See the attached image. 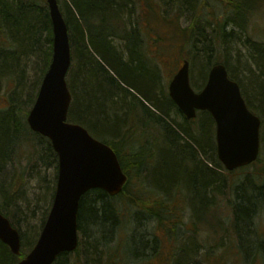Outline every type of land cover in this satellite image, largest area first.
<instances>
[{
    "label": "trees",
    "instance_id": "1",
    "mask_svg": "<svg viewBox=\"0 0 264 264\" xmlns=\"http://www.w3.org/2000/svg\"><path fill=\"white\" fill-rule=\"evenodd\" d=\"M57 1L67 23L72 52L66 76L72 95L68 121L84 126L94 137L108 144L127 175L122 191L115 196L102 189H92L82 195L77 220L78 231L84 239L74 252L79 251L84 243L87 264H98L101 257L105 260L104 264H112L114 256L125 252L120 241L126 237L124 230L128 218L133 216L142 223L141 218L148 217L164 229L167 237L171 236L170 232L175 237L177 227L183 224L175 222V219L180 218L179 214L186 206L194 226L201 216L218 222L233 218V225L237 227L239 224L241 227L236 255L243 257L248 264H254L264 240L254 241L249 224L253 210L264 200V182L253 185L246 178L240 185H234L231 175L247 166L227 171L217 159L215 123L210 113L198 111L194 119H187L169 98L167 89L160 88V57L163 49L159 44L160 37L153 32L150 22L159 17L170 23L178 43L174 61L185 58L191 63L201 53L199 75L202 76L203 70L214 63L227 65V60L220 61L213 56L217 46L221 48L225 44L227 49L229 43H238L245 47L247 54L243 64L250 75L247 79L249 93L234 73L228 70V74L239 84L248 107L261 117L263 127L261 125L260 135L263 144L264 37L256 38L247 32V24L264 18V0ZM170 10L173 12L170 14L172 17L169 15ZM185 11L193 15L195 11L194 16L206 21L210 31L205 30L206 25L201 26L197 33L194 27L185 28L182 25ZM109 19L116 21L113 25L117 27L115 31L102 30L100 27ZM49 24L46 0H0V36L4 35L0 39L1 46H7L12 35L19 42V55L36 56L39 61L41 59V66H46L50 60V48H42V41L47 43L51 35ZM199 38L203 40L202 48H197ZM185 43L189 44L190 49L187 56L181 55L180 51ZM17 53L10 54L13 63L8 64L6 70L15 72L21 81L24 69L14 60ZM45 66L40 69L43 71ZM252 99L258 102L260 111L252 107ZM28 100L30 104L25 110L21 107L16 109L14 102L0 108V174L12 159V150L22 135L32 136L36 145L40 146L41 165L46 168L53 165L57 172V155L50 141L33 132L27 124L26 117L35 98ZM143 117L148 120L143 121ZM123 124H126L127 133L124 138L116 140L115 136ZM153 128L159 131L157 136L150 132ZM258 171V175L264 179V166ZM42 177L45 180V176ZM54 185L55 180L53 188ZM229 189L235 191L238 203L229 198ZM247 191L250 195H247ZM203 200L210 205L213 202L218 206L217 210L211 212L209 205L201 203ZM5 203H0V212L10 219L14 227L20 228L21 250L16 256L0 241V264H16L35 244L48 210L45 217L42 215L36 223H32L30 218H35L34 209L30 210V218L26 214L23 218L15 215L13 206ZM198 203L201 205L198 206ZM231 211L234 212L233 216ZM220 227L224 228L221 223ZM197 229L196 226L195 232ZM145 236L148 235L141 233L145 239L139 242L137 239L134 242L133 234L128 236L132 250L138 254L150 248L153 250L152 241ZM114 237L117 243L105 250L109 244L107 241ZM154 239L157 243L160 241ZM142 243L143 247L139 249L137 246ZM172 250L171 264H190L194 255L201 258L195 249L193 252L187 246L180 247L177 244ZM157 251L142 264H150L151 259L159 257ZM206 252L209 255L213 253L211 249ZM71 253L59 254L52 264H84L80 256L74 262H68ZM221 256L219 254L217 258ZM123 259L121 264L130 263L127 262V256Z\"/></svg>",
    "mask_w": 264,
    "mask_h": 264
},
{
    "label": "water",
    "instance_id": "2",
    "mask_svg": "<svg viewBox=\"0 0 264 264\" xmlns=\"http://www.w3.org/2000/svg\"><path fill=\"white\" fill-rule=\"evenodd\" d=\"M52 23L53 54L26 120L30 129L47 137L58 158L56 189L36 243L16 264H52L78 245V209L84 193L102 189L117 195L127 182L114 150L78 123L67 121L71 93L66 74L71 63L68 28L57 0H46ZM168 94L190 119L208 111L215 122L217 157L228 171L254 162L260 148V118L246 105L240 87L222 63L211 66L203 88L190 85L184 59L168 84ZM0 241L19 255L20 237L0 212Z\"/></svg>",
    "mask_w": 264,
    "mask_h": 264
},
{
    "label": "rangeland",
    "instance_id": "3",
    "mask_svg": "<svg viewBox=\"0 0 264 264\" xmlns=\"http://www.w3.org/2000/svg\"><path fill=\"white\" fill-rule=\"evenodd\" d=\"M153 3L156 4L157 2ZM158 5H160V3H158ZM193 12L194 15H196L195 11ZM172 13V10H170L169 15H172ZM183 14H185V16L183 18L182 25L185 26V28L194 27L197 33V31L200 30L201 26L206 25L205 30L207 32L210 31V25L206 24V21H201L200 18H196V16H194L193 13H190V11H185ZM161 21L164 22V20L158 17L157 19L151 21L150 24L153 32L159 35V44L163 49L162 55L160 57V61L162 63L160 88L167 89L168 82L179 67L181 59L179 58L177 62L174 61L177 55L176 48L178 46V43L176 42L177 37L175 36L176 33L173 32L169 22L165 21L163 23ZM247 27V32L252 34L254 37H264L263 17L255 19L253 24H247ZM3 36L4 35H1L0 39H3ZM242 37H244V35ZM199 41L200 44H198L197 48H202L201 43H203V40L199 38ZM42 46V48L48 49L49 44L42 41ZM215 49L216 51L213 56L215 58L218 57L220 61L227 60V70H229V72H231L232 74H235V76L243 83L244 87L246 86V90L249 93V84L247 85V79L250 75H248V73L245 71L243 64V62L245 61V55L247 54L245 47L238 43H229V48L227 49L225 44L221 48L217 46ZM180 51L181 55L187 56L188 52L190 51L189 44L185 43V46ZM15 52L18 53L15 54L14 60H16V63H19V65H22L24 71L21 74L22 76H20L21 81L18 80L15 72L7 74L0 73V108L6 106L8 107L11 103L14 102L13 104L16 109H19V107H21L25 110L29 107L30 104V100L28 99H33L36 97L35 94H37L38 91L37 87L41 83V79L43 77L42 70L40 68H43L45 65L43 64L41 66V59L39 61V58L36 56L19 55L18 50H16ZM200 55L201 53L199 52V54L190 63V80L191 85H193L195 89L199 86L202 87L205 79L207 78L209 68L211 67L210 66L206 70H203V76L199 75ZM11 57L12 55L5 56L0 52V64L2 65L3 71L6 70L8 64L10 65L11 63H13V59ZM2 69H0V71ZM252 102V107H255L257 111H260V108H258V102H256L255 99H252ZM142 119L143 121L148 120L146 117H143ZM148 124L150 125V123ZM136 125L137 128H139L137 122ZM150 132L153 135L157 136L159 131L153 128L150 130ZM35 141L36 140L30 135H28V137L26 135L25 137L24 135H22L18 144L15 145L12 150V159L0 174V203H9L11 206H13L12 209L15 211V215L21 216L23 218L25 217V214L26 217L30 218L32 216L30 210L34 209L33 213L35 215V218H30V221L32 223H36L37 219L42 216L44 209L47 207L50 208L49 206H51V194L54 184V177L56 174L53 165H49L47 168L41 165V149L40 146L36 145ZM262 147V151L260 150L259 154V160H257L247 168L236 171L231 175V182L234 185H240L241 181H246V178L249 179L253 185L262 184L264 182L263 177L258 175V170L264 166V142L262 144ZM43 175L45 176V180L42 177ZM229 190V198H231L232 201H235L237 199L235 191L233 189ZM247 195H250L249 191H247ZM217 198L220 199L219 195L217 196ZM179 215L185 224L183 223L182 225H179L177 227V235L175 237L173 235V232H170L169 234L171 236L167 237V233H165L164 229L156 224L154 220L148 217H142V223L138 222L137 218L134 219L133 216H131L132 218L130 219L128 218L124 230L126 232V237L121 238L120 241L123 249H125V252L123 253V255L122 253H120L114 256L112 264H121L124 260V257L128 256V254L132 255L131 249H133V247L128 236H131L133 234V236L135 237L134 242H136V239L139 242L141 239H145L141 237V233H146L148 236L145 237L150 241L154 237L157 239L159 238L160 240V243L158 242L159 247H157L158 251L156 250L159 257L156 256L154 257V260L151 259L150 264H171V257L174 250H172V247L177 244L180 247L187 246V248H191L193 252L195 249L196 254L201 257L198 258L194 255L191 259L190 264H206L214 260H216V262H212L210 264H248V262L243 259V257H239V255H236L238 254V251H235L238 240L235 236L236 233H238L240 236L241 227H239V224L237 225V227L233 225V218L226 219L225 221L223 220L222 222H218L215 220L214 226L209 225L207 222H205V219V221L199 224V229L195 232V226L190 221L189 208L184 207ZM231 216H233V212L231 213ZM220 223L224 228L220 227ZM131 227H133L132 232ZM168 227H170L171 229V224H169ZM212 227L214 230L212 229ZM249 227L251 233L253 234L255 242L257 239H264V232L262 234V230H264V200L253 210ZM256 232H258V234ZM82 238V234L79 233L80 241L82 240ZM116 239L117 238L114 237L113 239L111 238L109 241H107L109 243L107 244V246H111L117 243ZM141 246L143 247V243L142 245L140 244V246L137 247L140 249L142 248ZM83 247L85 248V244L83 245ZM208 249L212 250L213 256L212 254L209 255L206 252V250ZM82 250L84 249L80 248L79 253H81V259L83 256ZM153 253L155 252H153V250L150 248L144 253H139L137 259L134 262H131V260H127V262L130 261L129 264H142V262L148 260L150 255H152ZM205 253L206 256H203V254ZM219 254L223 255V257L221 256L217 258V255ZM70 256V262H73L77 258V256H74V252L71 253ZM256 256L257 258L254 261V264H264V245L259 246V254H257ZM224 257L226 259L225 261H222ZM196 259L199 260V262H196ZM104 263L105 260L101 257L98 264Z\"/></svg>",
    "mask_w": 264,
    "mask_h": 264
},
{
    "label": "bare ground",
    "instance_id": "4",
    "mask_svg": "<svg viewBox=\"0 0 264 264\" xmlns=\"http://www.w3.org/2000/svg\"><path fill=\"white\" fill-rule=\"evenodd\" d=\"M47 4V3H46ZM48 13H49V9H48ZM62 13V12H61ZM62 16H63V14H62ZM49 18H50V14H49ZM63 18H64V16H63ZM64 20H65V18H64ZM116 21H114V19H109V21H105L100 27H101V29L102 30H110V31H115L114 29L115 28H117L116 26H113L114 25V23H115ZM65 23H66V21H65ZM66 25H67V23H66ZM49 26H50V28H51V35L49 36V38L47 39V43L49 44V47H48V58H50V60L48 59V62H47V64H46V66H45V68H44V70L42 71V75L47 71V69H48V67H49V64H50V62H51V58H52V54H53V31H52V23H51V18H50V24H49ZM7 27V26H6ZM123 27V26H122ZM68 28V27H67ZM119 29H122V28H120L119 27ZM132 29H135V27H132ZM68 36H69V34H68ZM69 43H70V40H69ZM20 49V45H19V42L17 41V39H15V37H12V35L10 36V38H9V44H7V46L5 45V46H1V44H0V52L3 54V55H5V56H9L11 53H13V52H15L16 50H19ZM72 52H71V47H70V54H71ZM12 71H7V70H5V71H0V73L1 74H7V73H11ZM70 104H71V102H70ZM69 107H70V105H69ZM68 111H69V109H68ZM130 113V112H129ZM129 113H128V115H129ZM127 115V116H128ZM67 121H68V115H67ZM124 125V124H123ZM123 125H121V126H123ZM126 125V124H125ZM124 125V127H121L120 126V128H119V130H118V132H117V135L115 136L116 138V140L117 139H122V138H124L125 136V133H127V131H126V126ZM94 138H96V137H94ZM96 139H98V138H96ZM99 140V139H98ZM161 152H162V150H161ZM216 156H217V153H216ZM217 159H218V157H217ZM219 160V159H218ZM220 161V160H219ZM221 163V162H220ZM222 164V163H221ZM141 167L140 168H142V165H140ZM214 167V166H213ZM212 167V168H213ZM213 169H215V170H217V168L215 167V168H213ZM58 172V171H57ZM56 172V174H55V177H54V180H55V185H54V188H52V194H51V196H52V199H53V196H54V193H55V189H56V182H57V173ZM134 172H136V169H134ZM235 202L236 203H238V200H235ZM202 204H205V205H209V207H210V211L211 212H215L216 210H217V208H218V206L217 205H214L213 204V202H211V205H210V203L208 202V201H204L203 200V202H201ZM199 205H201V204H199L198 203V206ZM186 207V206H185ZM234 207H235V205H234ZM48 210V212H47V214L46 215H48V213H49V208L47 207V208H45L44 209V211H43V213H42V215H43V217H45L46 215H45V213H46V211ZM233 210H234V208H233ZM210 211H208L207 210V212H210ZM210 212V213H211ZM233 212V211H232ZM231 212V213H232ZM212 214V213H211ZM233 214H234V212H233ZM197 215V214H196ZM208 216V215H207ZM6 217V216H5ZM9 221H10V219L8 218V217H6ZM46 218H47V216H46ZM46 218H45V220H46ZM193 219H195L196 220V218H195V216L193 215ZM205 219H206V221H205ZM22 220V219H21ZM21 220H20V222H21ZM199 221H197V223H196V221H195V227L197 226V228L199 229V224L200 223H202L203 221H205V222H207L208 224H210V222H211V225L212 226H214L215 225V220H211V219H207L206 217H204V216H201V217H199V219H198ZM211 220V221H210ZM191 221V220H190ZM45 222V221H44ZM175 222H178V223H184L183 221H182V219L181 218H177V219H175ZM10 223H11V221H10ZM44 224V223H43ZM185 224V223H184ZM12 225V224H11ZM18 225V224H17ZM115 225H116V223H115ZM13 226V225H12ZM14 227V226H13ZM43 227V226H42ZM16 230H17V232L19 233V229L17 228V227H14ZM39 229V228H38ZM42 229V228H41ZM197 229V230H198ZM263 232H264V230H262V234H263ZM257 234H258V232H256ZM260 235V234H259ZM19 237H20V250H21V236H20V233H19ZM236 239L238 240V241H240V236H239V234L238 233H236ZM155 238V237H154ZM154 238H152V247H153V252H155L156 250H157V247H159V244L157 243V241L154 239ZM84 239V238H83ZM159 239V238H158ZM131 240V239H130ZM237 241V242H238ZM2 242V241H1ZM3 243V242H2ZM159 243H160V241H159ZM5 244V243H4ZM79 244H80V239L78 240V245H77V247L79 246ZM83 245H84V243H83ZM107 245H106V247H105V250L107 249ZM81 248H83L84 250H82V258L84 259V264H87V259H86V253H87V251H85V248L82 246ZM76 249V248H75ZM10 250V249H9ZM127 251V250H126ZM131 251H132V255H130V254H128V259L129 260H131V262H134L136 259H137V256H138V253L136 252V251H134V250H132L131 249ZM80 252V249H79V251H76V252H74V256H80L81 255V253H79ZM106 252V251H105ZM12 253V252H11ZM128 253V252H127ZM20 254V253H19ZM103 254V253H102ZM15 255V254H14ZM16 256H18V255H16ZM69 257H71V256H68V262L71 260ZM74 262V261H73ZM80 264V263H79Z\"/></svg>",
    "mask_w": 264,
    "mask_h": 264
}]
</instances>
